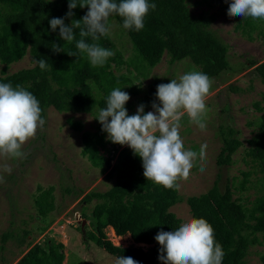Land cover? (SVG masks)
<instances>
[{"label":"trees","instance_id":"1","mask_svg":"<svg viewBox=\"0 0 264 264\" xmlns=\"http://www.w3.org/2000/svg\"><path fill=\"white\" fill-rule=\"evenodd\" d=\"M116 2L119 3V0ZM68 3L69 0H51L47 3L46 0H0V63L3 65L0 83H11L13 87L20 85L30 91L40 103L42 118L49 107L58 112L97 116L98 111L106 107L107 96L117 87L134 96V100H129L125 105L129 115H132L130 110L134 104H143L147 113L148 108L156 103L157 85L165 81L153 78L142 86L141 80L148 76L163 54L167 55L169 63L187 58L197 66L198 71L209 77L228 70V47L209 28L213 16L203 12L191 13L186 0H149V3L156 4V8L149 10L144 19L145 26L140 31L124 29L123 18L117 14L111 15L110 18L127 36L133 55L123 57L110 36L101 37L98 43L115 54L103 66L93 67L86 54L76 48V41L80 39L79 29H74L75 39L72 42L61 39L58 28L51 30L50 19L64 18L65 24L71 25L73 19H82L88 11L87 6L82 8L77 4L72 9L74 15L67 17ZM196 3L215 5L227 15L231 0H196ZM258 22L264 25V19L244 17L235 24V28L250 39L249 31ZM259 35L264 38L263 27ZM85 40L93 43L91 37ZM56 43L62 51L53 50ZM25 54L29 55L31 66L6 74L5 67ZM35 59L46 60L48 67L41 70L38 64L34 65ZM247 65H254L253 74L264 84V60L257 64L251 60ZM121 69L130 73L121 72ZM229 88L235 90L233 86ZM260 100L252 103L258 112L253 122L256 132L249 139L252 145L245 149V154L257 167L261 184L264 185V92ZM67 123L73 130H81L77 121L67 119ZM217 133L221 145L215 156V164L228 165L241 142L230 126L219 125ZM80 136V154L89 166L103 172L106 180L113 179L107 189L88 191L81 198L86 203L98 199L89 212L91 230L83 229L84 243L92 240L107 254L117 258L132 257L139 264H163L158 258L161 246L155 236L161 230L173 231L180 225V219L169 210L182 200L177 190L166 189L146 180L142 159L134 155L127 145L120 148L115 161L109 164L110 150L120 144L107 139L100 122L93 131H83ZM241 174L243 178L237 182V186L232 180H225L220 186L214 180L206 191L184 199L191 218H204L212 225L215 241L224 251L222 264H244L249 246L264 244V192L245 205L240 195L234 196L236 190L246 187L248 173ZM50 193L51 188L40 190L34 199L36 210L42 217L52 207ZM105 226L111 227L117 236L127 233L133 243L146 244L148 248L113 245L105 237ZM6 237L7 234H3L2 240ZM62 247L61 243L49 240H43L41 244L33 243L14 264H61ZM259 262L264 264V250L259 255Z\"/></svg>","mask_w":264,"mask_h":264},{"label":"rangeland","instance_id":"2","mask_svg":"<svg viewBox=\"0 0 264 264\" xmlns=\"http://www.w3.org/2000/svg\"><path fill=\"white\" fill-rule=\"evenodd\" d=\"M195 1L186 0L189 11L213 16L209 28L227 45L226 58L229 67L218 76L210 77L213 84L206 99V128L199 129L190 122L186 114L181 119L179 131L185 149L198 152L201 144H206L207 149L206 159H197L189 179L179 181L181 187L177 192L182 200L172 205L169 210L180 219V224L191 218L184 199L206 191L214 180H217L219 186L225 180H232L237 186V182L243 178L241 173L247 172L245 189L236 190L234 193V196L242 197L245 205H249L255 196L264 192L261 174L245 154V149L252 145L249 139L256 132L253 122L258 112L254 110L252 103L261 101V93L264 92V84L252 72L254 65L248 66L247 62L252 60L257 64L264 60V38L259 35L264 25L259 22L255 24L256 27L249 31V39L239 28H235V24L242 17L224 15L215 5L195 4ZM108 26L115 48L122 52L123 57L133 55L127 36L114 19L109 17ZM29 66L30 57L25 54L7 65L5 73ZM1 68L3 65L0 63ZM192 70L198 68L187 58L169 63L167 55L163 54L160 61L150 69L148 76L141 80V84L145 86L153 78L163 79L168 83ZM120 71L130 73L126 69ZM229 86H233L235 90ZM130 100L133 101L134 96H130ZM156 104H159L158 98ZM138 106H132V114L136 113ZM149 111H154L153 107L148 108L147 112ZM95 117L86 113L58 112L49 107L45 111L43 127L38 128L35 137L22 146L26 158H0V165L6 163L12 168L11 174L0 171V175L4 177V182L0 183V264H14L30 245L41 244L43 240L63 245L61 264H115L117 257L107 254L92 240L88 239L86 243L83 241V229L91 230V206L98 199L86 203L81 198L88 191L101 192L107 189L113 180H106L104 173L89 166L80 154V134L94 130L99 122ZM67 119L80 123L81 130L70 128ZM219 125L230 126L234 130V136L241 142L232 154L231 162L221 166L215 164V156L221 145L217 133ZM123 146L118 145L110 150L109 164L115 161ZM201 164L204 171L200 170ZM47 188H51L52 207L42 217L36 210L34 199L40 190ZM103 232L113 245L123 248L129 245L148 248L146 244L133 243L127 233L117 236L109 226H105ZM3 234H7L4 240ZM263 250L264 244L249 246L244 264H260L259 255Z\"/></svg>","mask_w":264,"mask_h":264},{"label":"clouds","instance_id":"3","mask_svg":"<svg viewBox=\"0 0 264 264\" xmlns=\"http://www.w3.org/2000/svg\"><path fill=\"white\" fill-rule=\"evenodd\" d=\"M51 2V0H46ZM79 4L88 7L82 19H73L71 25L64 18H52L49 24L52 31L59 29L61 39L72 42L74 29H79L80 39L76 48L86 54L91 66H103L108 58L114 56L110 49L102 47L98 41L110 35L109 17L117 14L123 18L124 29L140 31L149 10L156 8L149 0H69L67 17L74 14ZM230 17H251L264 19V0H231L227 9ZM91 37L93 43L86 42ZM54 51L60 52L61 46L54 44ZM69 55H75L68 53ZM41 70L48 67L44 59H35ZM213 80L205 73L192 70L178 79L157 85L156 97L159 104H152L154 111L145 113L144 105L137 107L135 114L129 115L125 107L130 100L129 93L114 88L106 98V107L101 108L95 117L107 133L112 143L127 145L142 159L143 176L162 185L166 189L179 190V181H186L197 159H206V144L199 151L186 150L180 136L181 119L186 114L190 122L204 130L207 114L206 99ZM38 99L20 85L0 83V158L23 159L26 153L22 146L35 137L38 128L45 120ZM200 170L204 171L203 164ZM0 171L11 174L8 164L0 165ZM4 182L0 175V183ZM161 246L159 260L163 264H222L224 251L215 241L214 229L204 218H189L176 230H161L155 236ZM115 264H139L132 257H118Z\"/></svg>","mask_w":264,"mask_h":264},{"label":"bare ground","instance_id":"4","mask_svg":"<svg viewBox=\"0 0 264 264\" xmlns=\"http://www.w3.org/2000/svg\"><path fill=\"white\" fill-rule=\"evenodd\" d=\"M122 236H123V235H122ZM135 244L139 245L140 243H135Z\"/></svg>","mask_w":264,"mask_h":264}]
</instances>
